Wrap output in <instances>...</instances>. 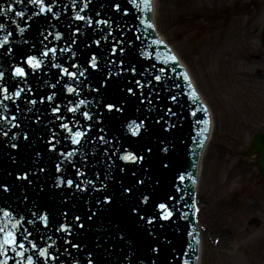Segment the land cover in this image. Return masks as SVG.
<instances>
[{
  "label": "snow or ice",
  "instance_id": "obj_1",
  "mask_svg": "<svg viewBox=\"0 0 264 264\" xmlns=\"http://www.w3.org/2000/svg\"><path fill=\"white\" fill-rule=\"evenodd\" d=\"M30 2L38 6V14L53 12L52 7L46 6V0H30ZM90 2L91 0H89V3ZM109 7L113 15L119 14L122 18V23L127 27V39L116 40V44H118L119 47H110L106 54L99 52L92 54L82 70L80 65L76 63L72 64V67L77 69L75 72L69 71L67 67H62L60 63L52 64L53 68L60 70V75L68 77L78 85H87L88 95L92 96V100L78 99L72 102L74 106H65L69 113L73 115L79 113V117H77L75 121L77 125H80L78 129L74 130L73 127H70L69 123H61L59 127L67 133V136L63 137V139L70 141L72 145L81 147L90 145L93 148L101 144L104 145L105 147L102 151L109 161L115 163L116 160H119L123 161L125 165L133 166L130 169L132 179L130 183L120 181L118 187L115 184L110 185L106 183L105 180L112 171V164L110 163L107 165L105 180H101L99 174L95 176L96 180H100L99 187H97L93 179L76 182L73 179H62L60 177H57L55 186L57 188L66 186L67 189H72L75 186L78 192H87L91 190L97 193L93 199V207L99 206L100 210L111 208L116 200L133 201L129 211L138 215L139 220L145 222L147 225H155L157 221L171 222L178 212L175 207V201L181 199V197H178L171 191V185L166 184V179L172 171L170 165L174 166L172 154L169 153L167 147H161L160 143L154 146L152 138L156 135L153 122L155 125H159L163 132L168 133L170 129L165 126V117L169 115L177 116V111L172 108H167V111L160 114L159 118H157L152 115V110L150 108L143 112L138 108L136 110L140 112V115L131 119L130 122L129 118L125 115L128 111L127 106L132 105L134 101L138 102L141 106L145 105L146 101L149 105L152 103L148 94L141 92L140 95H138L136 89H144L145 86L148 85L150 86V91H154L155 86L158 84L160 90H164L166 87L165 81L173 79L165 75L167 71L165 67H159L157 69L156 63L151 64L153 72L148 74L144 83H142L141 79L137 78L138 75L143 77L147 71L142 67H137L138 64H142L140 57H144L145 60H152L153 53L147 51V49L151 48L153 45H160L163 43L162 40L156 39L152 41V44H148L145 39L146 35L150 33V30L155 31L154 24L151 22L152 18L149 15V13L153 11V0H111ZM87 8L88 4L86 3L80 8V12L86 11ZM7 11L11 12L13 9L9 7ZM15 15L22 17L24 14L22 12H16ZM97 16H99V13H97ZM75 19L77 21H86L90 27L93 25L92 19L89 18L86 20V17L79 13H77ZM112 23H114V21L110 22V19H99L95 21V24L104 27V31H108V29L112 27ZM20 31L23 33L24 29L21 28ZM108 36H111V32L108 33ZM55 38L56 40H60L61 36L57 34ZM44 39H47V36H45ZM103 39H108V37H103ZM136 41H140V44H136ZM9 42L8 37L5 36L4 40L0 42V49L11 54L13 50L6 47ZM95 43L99 46L100 40L95 41ZM141 46H143V50H141ZM45 47L46 50L42 52V56L47 58L51 54V56L55 58L57 49H48L47 46ZM60 52H71V48H61ZM19 54L26 57L23 63L34 72L41 69L44 63L43 60L26 52H20ZM73 56H75V53H73ZM112 57H116V59H112ZM155 59L159 60V54L156 55ZM101 60L103 62H101ZM161 63L164 65L171 64V72L174 73L176 72V65H178L180 61L177 56L172 55L169 50L168 57L161 61ZM157 72L158 74H156ZM27 76L28 72L23 66L12 67L11 64H9L7 76L4 70H0V81L4 82V85L0 86V93H2L3 101L21 97V94L25 90L19 88L18 84L20 81L25 80ZM181 78L188 82V87L190 89L188 93L189 98L193 102L199 100V96L192 87L188 73H182ZM59 83L60 81L57 80L56 83L51 84V88L56 89ZM175 86L179 87L178 84ZM13 88L17 90L12 91ZM10 91L12 92L11 95H9ZM60 91H66L70 96H80L77 87L67 83L61 85ZM167 92L168 95L163 97L165 101L170 97L171 101L175 102L177 105H181L179 95L182 93H174L171 86L167 88ZM156 95H159V91H156ZM55 98L56 92L47 96V100L50 102H54ZM28 102L32 105L37 104V100L35 99H31ZM0 103H2V101H0ZM40 103H44V100H40ZM29 111H31V109H29ZM202 111L205 114L208 113L207 108H203ZM51 113L56 120L62 119L59 104L53 103ZM192 115H196V113L193 112ZM80 117H82L83 121L90 123L81 124ZM3 119H7V117H3ZM12 119L15 120L16 117L13 116ZM162 121H164V123H162ZM197 123L210 125L211 121L198 120ZM172 127H175V122H173ZM203 131L207 133L208 129L205 128ZM111 132H116L118 134L112 135L109 139L107 137ZM4 135L7 136L8 133L5 132ZM56 136L57 134L53 132V139L48 141L51 147L47 150L50 152L57 151L56 145L60 143V141ZM13 139L15 140V137H13ZM24 139L28 140L29 137L24 136ZM121 140H123V143H121ZM113 141H115V144ZM125 145H127V147ZM12 147L16 148L17 144L13 143ZM76 155V150L60 152L59 156L63 157V160L55 165V171L57 173H62L64 169L61 165L65 161H67L69 167L74 168L75 164L70 158ZM39 171L43 172L45 169L40 168ZM123 172H125V168H118V174L115 179L119 180V173ZM75 174L77 177L85 175V173L78 168H76ZM16 179L31 183L27 173L22 176H17ZM179 179L181 182H184L185 176L181 175ZM193 183H195V181H193ZM110 186L112 187V191L107 192L106 190ZM2 187L4 192L9 191L7 186ZM149 187L151 190L145 194V191L149 189ZM177 191L181 190L178 189ZM193 207H195V205H193ZM0 215L3 217V219L0 220V264H11L13 260L14 264H50L52 261H58L63 252H68L69 247L77 250L81 248L80 243L74 242L75 236L73 232V229L79 231L85 228V224L82 222L80 215H76L68 223L58 222L55 232L63 234L60 237L61 244L59 247L55 241L52 243H47L45 241L44 245H40L33 231L22 228V223L25 222L23 218H14V214L11 210L0 208ZM31 215L33 217L38 216L36 212H32ZM95 215L96 213L89 209V212L86 214V219L91 221ZM62 216L67 219L68 213L64 212ZM38 219L42 222L44 229L49 227L51 221L48 214L39 215ZM27 222L35 223V221ZM160 227H163V224H161ZM36 232L40 239H44L45 234L40 231L39 225L36 226ZM69 237H72V239H69ZM46 240L51 241L52 237L47 236ZM22 241H26L27 245ZM156 243L160 242L156 241ZM53 249L55 250V254H52L51 250ZM150 250L154 253L155 259L159 260L164 250V244L161 243L158 248H151ZM69 255H71V253H69ZM94 259L95 258L92 257L88 258L85 264H94Z\"/></svg>",
  "mask_w": 264,
  "mask_h": 264
},
{
  "label": "rangeland",
  "instance_id": "obj_2",
  "mask_svg": "<svg viewBox=\"0 0 264 264\" xmlns=\"http://www.w3.org/2000/svg\"><path fill=\"white\" fill-rule=\"evenodd\" d=\"M158 1L160 30L188 64L213 109L215 131H228L235 139L239 136L240 148L249 140L252 127L264 130V51L259 39L264 0H238L235 7L230 5L234 0H211V5H206L205 0ZM236 9L243 12L241 18L234 20L230 14ZM208 10L215 15L211 25L200 18ZM182 11L188 14L183 15V24L177 28L176 15ZM220 15L225 18L217 22ZM251 52L260 56L244 61L242 56ZM231 70L238 74L230 75ZM244 72L254 77L247 85ZM236 149L233 141L223 144L213 138L204 158L200 177L202 221L220 237V242L214 246L209 237L204 238L203 264H264V214L254 202L250 208V195L237 197L233 207H243L234 213L216 208L218 198H226L229 190L238 189L241 180L246 184V175L255 169L253 158L239 155ZM251 193L264 201L258 191ZM223 212L235 216L232 224L222 220ZM254 216L261 221L258 227L248 224ZM221 227L228 230L222 232Z\"/></svg>",
  "mask_w": 264,
  "mask_h": 264
},
{
  "label": "water",
  "instance_id": "obj_3",
  "mask_svg": "<svg viewBox=\"0 0 264 264\" xmlns=\"http://www.w3.org/2000/svg\"><path fill=\"white\" fill-rule=\"evenodd\" d=\"M257 131H264V130H259L257 126L255 125L252 127V133H250V136L257 132ZM214 139H219L222 141L223 144H228L229 141H233L235 145L237 146V151L239 155H244L240 154V151L247 146L249 140L247 142H243L241 147L239 148L240 145V139L239 136L237 139H235L233 134H229L228 131H221L220 134L218 131H215ZM257 152L258 157H257V165L261 173L264 175V134H258L253 138V147L250 150L249 153ZM253 164L255 165L254 161ZM256 168L250 172V175H246V184L244 180H241V184L239 185L238 189H233L229 190L228 195H226V198H218L216 201V208H224L225 211L229 210L232 208L234 202H236L237 197H240L241 194H247L248 192L253 191L254 193L258 191L261 196H264V181L259 182V187L256 186L255 182V177L257 176ZM258 224V223H257Z\"/></svg>",
  "mask_w": 264,
  "mask_h": 264
},
{
  "label": "bare ground",
  "instance_id": "obj_4",
  "mask_svg": "<svg viewBox=\"0 0 264 264\" xmlns=\"http://www.w3.org/2000/svg\"><path fill=\"white\" fill-rule=\"evenodd\" d=\"M153 3H154V9H153L152 15H153V17H155V24H156V27H157V30H158L157 16H158V9H159V1L158 0H153ZM203 154H204V152H203Z\"/></svg>",
  "mask_w": 264,
  "mask_h": 264
}]
</instances>
